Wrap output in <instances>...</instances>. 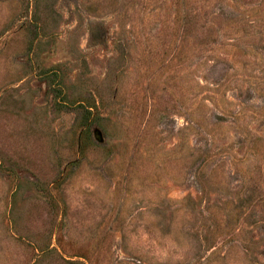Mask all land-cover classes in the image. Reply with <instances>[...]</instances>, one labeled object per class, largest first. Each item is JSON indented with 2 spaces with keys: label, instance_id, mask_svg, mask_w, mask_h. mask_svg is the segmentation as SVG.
I'll list each match as a JSON object with an SVG mask.
<instances>
[{
  "label": "rangeland",
  "instance_id": "obj_1",
  "mask_svg": "<svg viewBox=\"0 0 264 264\" xmlns=\"http://www.w3.org/2000/svg\"><path fill=\"white\" fill-rule=\"evenodd\" d=\"M0 264H264V0H0Z\"/></svg>",
  "mask_w": 264,
  "mask_h": 264
}]
</instances>
